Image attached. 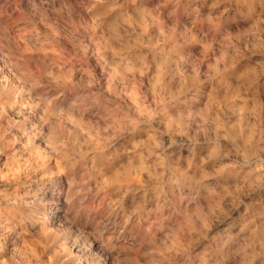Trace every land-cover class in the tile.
Instances as JSON below:
<instances>
[{
	"label": "clouds",
	"instance_id": "clouds-1",
	"mask_svg": "<svg viewBox=\"0 0 264 264\" xmlns=\"http://www.w3.org/2000/svg\"><path fill=\"white\" fill-rule=\"evenodd\" d=\"M0 264H264V0H0Z\"/></svg>",
	"mask_w": 264,
	"mask_h": 264
}]
</instances>
